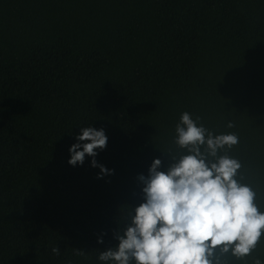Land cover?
<instances>
[{
	"label": "trees",
	"instance_id": "1",
	"mask_svg": "<svg viewBox=\"0 0 264 264\" xmlns=\"http://www.w3.org/2000/svg\"><path fill=\"white\" fill-rule=\"evenodd\" d=\"M185 111L238 137L219 155L264 212V0H0V264H105L146 202L140 175L188 154ZM88 126L108 138L102 178L69 163ZM217 256L264 264V235Z\"/></svg>",
	"mask_w": 264,
	"mask_h": 264
},
{
	"label": "clouds",
	"instance_id": "2",
	"mask_svg": "<svg viewBox=\"0 0 264 264\" xmlns=\"http://www.w3.org/2000/svg\"><path fill=\"white\" fill-rule=\"evenodd\" d=\"M175 131V143L188 154L167 172L158 170L162 161L156 159L149 176L140 175L146 202L136 207L132 223L118 236V245L100 252L98 259L105 264H221L217 250L244 258L264 235V212L255 203L256 193L236 178L241 163L219 155L237 144L238 137L214 135L187 111ZM76 139L69 163L83 165L89 156L92 166L101 169V178L109 174L95 159L96 150L107 146L105 130L82 127ZM209 156L215 161L209 162ZM60 251L52 248L55 255Z\"/></svg>",
	"mask_w": 264,
	"mask_h": 264
}]
</instances>
